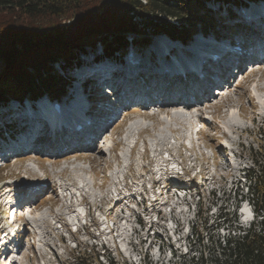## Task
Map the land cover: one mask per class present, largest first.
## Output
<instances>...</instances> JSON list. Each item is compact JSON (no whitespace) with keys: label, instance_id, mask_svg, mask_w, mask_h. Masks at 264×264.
I'll return each mask as SVG.
<instances>
[{"label":"rangeland","instance_id":"obj_1","mask_svg":"<svg viewBox=\"0 0 264 264\" xmlns=\"http://www.w3.org/2000/svg\"><path fill=\"white\" fill-rule=\"evenodd\" d=\"M217 6L218 4L214 5V7ZM226 8L227 6L224 7L225 10ZM249 8L258 10L260 7L256 5ZM220 15L224 16L223 13ZM216 25L220 31L215 35L225 36L224 22L218 21ZM130 36L140 38L133 34ZM129 41L131 40L126 41L128 51L130 50ZM163 44L169 45L170 42L164 41ZM223 44L222 41H213L211 37L198 36L194 44L187 47L189 51L183 50L180 54L185 57L190 51H199L200 48L206 46ZM135 49L144 50L132 45L131 50L135 51ZM138 55L143 57L142 53ZM62 62L57 61L54 67L57 68ZM260 66L263 68L261 74L251 75L253 76L252 84L245 81L235 89L226 91L222 97L214 99V103L224 106V110L219 111L220 113L213 107L204 109L205 107L201 106L204 113H208L203 119L200 111L191 109L186 119L181 120L174 115L178 111L185 110L172 109L169 115L158 113V111L176 106L156 105L150 109L140 110V115L144 114L142 116L145 118L133 120L122 135L120 133L123 132V128L120 129V127L124 120L135 118L138 115H129L115 122L103 138L104 141L96 149L79 153L85 156L84 160L80 159L77 153H68L59 158L51 157L48 162L42 163L47 176L45 184L49 186L56 184L57 193L49 189L42 204L50 205L39 212L30 211L33 204L31 208H26L28 228L22 234L25 244L17 249L22 253L16 259L17 264H31L32 262L35 264H73L72 253L76 256V249L79 248L81 250L86 248L87 253L92 249L95 250L97 254H100L99 261L103 263L105 259L102 257V248H105L109 256L115 257L122 264H183V258L187 257L184 253L191 251L196 240V237L191 236L192 226L197 220L196 212L199 211L200 224L204 225L196 231L207 237L208 234L215 232L212 229L215 227L216 218L219 215L223 219L230 218L235 202L240 200L238 195H244L246 192L243 171L252 166L247 150L251 145L252 147L257 145V140L261 135L264 136V63ZM242 76L250 77L248 74ZM42 97L45 95L39 97L40 106L45 103ZM22 100L23 103L29 101L26 98ZM3 105L5 106L0 107V110L7 106H20L18 100L5 102ZM197 129L198 132H196ZM139 131L141 132L138 134ZM184 143L189 149L183 146ZM202 145L206 147L203 148ZM68 157L74 158L62 161L63 158ZM180 161L183 166L182 170L179 167ZM191 166L193 168L199 166L202 176L206 175L207 178L214 176L215 186L205 181V186L200 190L195 189L191 197L184 195L180 189H177L178 192L175 193L171 191V187L167 188L170 180H184L183 177H179L178 173H184L187 178L185 172L188 168L191 169ZM129 168L132 184L130 187L134 190L142 189L141 183L144 181L149 184L155 181L157 186L162 185V188L157 187L158 191L154 190L153 194L154 199L161 202L167 200L164 205L156 206L161 210L162 219L161 222L158 220L159 224H152V218L148 214L146 217L140 215L146 208L138 206L136 211L130 209L127 200L116 205L113 211L108 212L109 207L113 205L111 196L120 192V187H122L120 179L126 175ZM10 172L12 176L18 172L20 175L13 180L1 181L5 175L9 176ZM199 172L196 170L193 174L198 178ZM31 173L39 176L41 171L38 172L32 163L24 165L14 163L10 167L7 166L6 170H1L0 192L2 188L5 191L2 192L0 203L6 198L9 204L13 205L22 189H31L36 186L38 184L36 180L26 178L31 177L29 176ZM141 177L142 181L139 180ZM146 177L149 180H146ZM41 179L45 182L44 177ZM134 181L137 183H133ZM75 182H78L77 186ZM6 186H8L7 189ZM179 187L182 188V186ZM213 187L215 188L214 197L210 194ZM66 190L71 192L70 196L88 193L90 201L85 200L86 206L79 205L77 198L75 200L72 197L69 198ZM197 191L202 193L201 203L198 202ZM48 200H50L49 203ZM59 202L62 204L61 208ZM90 202L94 204L95 212L92 208H88ZM243 202L247 203L246 200H242ZM55 203L58 205L53 210L51 207ZM249 208L250 205L243 206L242 209L243 217L247 221L244 225L250 223L248 221L251 216ZM19 215L21 216L22 213ZM236 215L240 222L239 213L236 212ZM138 216L143 226L135 224L134 220ZM80 219L86 222H89V219L95 220L94 228L78 234L67 229L68 225L77 227ZM29 250L33 255L32 260L26 255ZM0 263L5 264L6 262H1L0 259Z\"/></svg>","mask_w":264,"mask_h":264},{"label":"trees","instance_id":"obj_2","mask_svg":"<svg viewBox=\"0 0 264 264\" xmlns=\"http://www.w3.org/2000/svg\"><path fill=\"white\" fill-rule=\"evenodd\" d=\"M204 4L205 0H0V101L43 93L57 97L64 79L53 63L70 64L78 51L97 41L111 39L109 47L120 48L129 33L145 35L139 40L142 44L157 33L185 41L198 27L217 32ZM248 154L253 168L246 172L245 198L256 219L247 227L238 223L234 212L230 218L216 219L215 232L197 237L183 264H264V136ZM85 249L72 253L74 264H122L108 254L102 256L103 263L99 253Z\"/></svg>","mask_w":264,"mask_h":264},{"label":"bare ground","instance_id":"obj_3","mask_svg":"<svg viewBox=\"0 0 264 264\" xmlns=\"http://www.w3.org/2000/svg\"><path fill=\"white\" fill-rule=\"evenodd\" d=\"M253 7L254 6H256V5H252ZM252 6H247V11L248 12H251V14L253 15V14H255L258 10L257 9H252V8H249V7H252ZM258 7V6H257ZM229 12V14L232 12V10H230L229 9V7L227 6V8H226ZM226 10V11H227ZM220 15V14H219ZM262 18V17H261ZM217 19H220V18H217ZM260 24H262L263 26H264V19L262 18L261 20H260ZM167 48L168 49H165L166 50V52L169 50V46H167ZM179 49H181L180 47H172L171 48V50H170V55L171 56H176V57H178V56H181V54L180 53H182V49H181V51H179ZM175 50V51H174ZM174 51V52H173ZM179 51V52H178ZM192 52L194 53V54H196L198 51H191V52H189L187 55H185V58H187V57H189V56H191V54H192ZM142 55H143V57H141L140 55H138V57H139V64H138V66H137V68L138 69H141L142 67H144V65H146V64H148V55L146 54V53H142ZM169 58L167 57V60H168ZM174 63L175 64H179L180 65V63L179 62H176V61H174ZM138 77H139V74H136L135 76H134V79H138ZM89 105H90V102H89V100L87 99V101L86 102H84V103H82L81 104V106H83V107H85V109L87 110V108H89ZM35 107V105L34 104H31V107H28V108H26L25 106H21V109L22 110H24V111H27V112H30V113H34L35 111H36V109L34 108ZM177 108H180L179 106H176V107H171V108H164V109H160V111H158V113L159 112H161V113H167V114H169L170 113V111L172 110V109H177ZM63 110L65 111V109H64V107H63ZM64 111L62 112V113H64ZM89 111V110H88ZM189 111V110H188ZM188 111L186 110V111H178V112H176L175 113V117H179L181 120H185L186 119V116H188L187 115V113H188ZM11 115V112H8V113H3L2 115H0V119H3L4 117H6V116H10ZM170 115V114H169ZM89 116H91V115H89ZM57 162V161H56ZM242 216H244V213H242ZM245 220V219H244Z\"/></svg>","mask_w":264,"mask_h":264},{"label":"water","instance_id":"obj_4","mask_svg":"<svg viewBox=\"0 0 264 264\" xmlns=\"http://www.w3.org/2000/svg\"><path fill=\"white\" fill-rule=\"evenodd\" d=\"M133 34V33H132Z\"/></svg>","mask_w":264,"mask_h":264}]
</instances>
